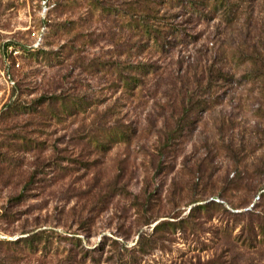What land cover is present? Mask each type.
<instances>
[{"label":"rangeland","instance_id":"obj_1","mask_svg":"<svg viewBox=\"0 0 264 264\" xmlns=\"http://www.w3.org/2000/svg\"><path fill=\"white\" fill-rule=\"evenodd\" d=\"M0 264H264V0H0Z\"/></svg>","mask_w":264,"mask_h":264},{"label":"trees","instance_id":"obj_2","mask_svg":"<svg viewBox=\"0 0 264 264\" xmlns=\"http://www.w3.org/2000/svg\"><path fill=\"white\" fill-rule=\"evenodd\" d=\"M153 3L154 2H151V4ZM156 4L157 8L153 7L150 16L146 14L145 9H142L141 7L138 8L140 15L138 13L133 21L130 22L129 25L133 30V36L131 38H133L135 42L130 49L124 50L123 55H125V61L130 59L132 60L136 55H139V53H145V51H148L147 49H151L150 44H153L157 51L163 52L170 44L172 37H174V31L177 30V28L168 22L161 23V19L156 18L158 17L157 14L159 3ZM149 19V22L151 23H147ZM146 53L149 54V52ZM152 66L153 65L151 63L139 61L136 63V65L129 67L131 70L129 69L128 74L131 75L135 80H139L138 77L141 78L146 76L149 73V69H153ZM153 70H155V68ZM123 80H127V78L124 77Z\"/></svg>","mask_w":264,"mask_h":264},{"label":"built area","instance_id":"obj_3","mask_svg":"<svg viewBox=\"0 0 264 264\" xmlns=\"http://www.w3.org/2000/svg\"><path fill=\"white\" fill-rule=\"evenodd\" d=\"M46 9H47V7L45 6V2H42V12H45L46 11ZM44 29H42V31H43ZM39 41H40V38H39ZM8 48V50H9V52L11 53V51L13 50L14 52H13V54H18V50H20V48L18 47L16 50H15V48H13V47H7ZM6 48V49H7ZM18 66V65H17Z\"/></svg>","mask_w":264,"mask_h":264}]
</instances>
